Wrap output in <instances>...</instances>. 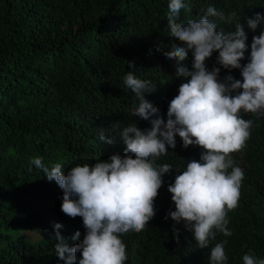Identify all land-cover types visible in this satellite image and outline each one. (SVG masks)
Segmentation results:
<instances>
[{"label":"trees","instance_id":"16d2710c","mask_svg":"<svg viewBox=\"0 0 264 264\" xmlns=\"http://www.w3.org/2000/svg\"><path fill=\"white\" fill-rule=\"evenodd\" d=\"M169 2L0 0V264H65L54 251L59 242L54 225H63L59 232L69 246L79 243L71 239L77 231L80 239L86 234L82 217L62 212V188L30 164L32 157H41L49 168L61 163L66 174L77 164L94 165L98 158L124 155L120 133L129 124L148 130L156 116L166 122L169 103L186 82L177 75L176 62L164 55L177 44L167 27ZM184 3L187 8L181 10L178 23L199 19L213 6L232 14L252 33L248 19L264 15V0ZM209 19L225 32L235 30L234 23ZM218 55L214 51L206 59L208 70L222 68ZM192 61L190 52L182 63L191 69ZM129 71L156 86L145 93L158 109L148 120L130 115L139 101L123 83ZM235 79L242 80V73ZM241 116L253 126L245 147L231 154L244 172L238 205L228 213L232 235L217 232L209 248L201 249L183 221L165 219L175 211L168 191L178 174L175 168L182 170L187 162L199 160L203 151L196 145L184 148L177 135L175 149L169 146L167 155L156 160L174 168L162 177L156 215L139 233L121 236L125 264H209L210 248L224 240L227 264H243L250 249L264 258V115L242 111ZM101 131L115 143L100 141ZM174 225L180 229L179 241ZM25 231H34L37 237L30 238Z\"/></svg>","mask_w":264,"mask_h":264},{"label":"clouds","instance_id":"9594fccd","mask_svg":"<svg viewBox=\"0 0 264 264\" xmlns=\"http://www.w3.org/2000/svg\"><path fill=\"white\" fill-rule=\"evenodd\" d=\"M185 8L184 0L168 4L167 27L177 44L164 55L176 62L177 75L186 82L170 101L166 122L156 116L148 130L129 124L120 133L126 145L124 155L98 158L94 165L77 164L66 174L61 163L49 168L39 156L30 159V164L62 188V212L83 219L86 234L80 239L77 231L71 238L79 240L74 246L60 234L63 225H54L59 241L54 251L65 264H125L128 257L121 236L130 231L139 233L156 215L154 205L162 177L174 169L168 163L158 165L156 160L167 155L169 146L175 149L177 135L184 148L196 145L203 151L199 160L187 162L182 170L175 168L178 174L168 185L175 211L170 210L165 219L171 217L177 224L183 221L201 249L209 248L217 232L232 235L228 213L238 205L244 172L235 166L231 154L245 147L253 126L241 112L264 115V15L257 13L248 19L254 30L248 33L239 19L234 21L232 14L225 15L213 6L199 19L178 23L177 17ZM209 17L234 23L235 30L218 29ZM214 51L219 52L217 62L222 68L210 71L205 61ZM190 52L191 69L182 63ZM129 66L134 67L133 62L129 61ZM240 73L243 79H235ZM123 83L139 101L133 103L131 116L148 120L158 113L145 99V93L156 89L151 81L129 71ZM99 138L109 145L115 143V138L103 131ZM173 231L179 241L180 229L174 225ZM226 244L224 240L210 248L209 264H227ZM242 260L243 264H264V258L256 257L251 249Z\"/></svg>","mask_w":264,"mask_h":264},{"label":"rangeland","instance_id":"374dc122","mask_svg":"<svg viewBox=\"0 0 264 264\" xmlns=\"http://www.w3.org/2000/svg\"><path fill=\"white\" fill-rule=\"evenodd\" d=\"M24 234L26 236H29L30 238H36L37 237V235L34 231H25Z\"/></svg>","mask_w":264,"mask_h":264}]
</instances>
